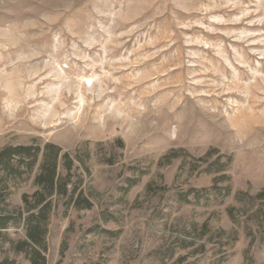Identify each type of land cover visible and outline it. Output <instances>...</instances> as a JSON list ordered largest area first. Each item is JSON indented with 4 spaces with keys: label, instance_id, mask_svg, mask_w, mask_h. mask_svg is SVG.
Wrapping results in <instances>:
<instances>
[{
    "label": "rangeland",
    "instance_id": "374dc122",
    "mask_svg": "<svg viewBox=\"0 0 264 264\" xmlns=\"http://www.w3.org/2000/svg\"><path fill=\"white\" fill-rule=\"evenodd\" d=\"M48 143L93 207L54 198L47 264H264V0H0V150Z\"/></svg>",
    "mask_w": 264,
    "mask_h": 264
},
{
    "label": "trees",
    "instance_id": "16d2710c",
    "mask_svg": "<svg viewBox=\"0 0 264 264\" xmlns=\"http://www.w3.org/2000/svg\"><path fill=\"white\" fill-rule=\"evenodd\" d=\"M60 162L66 175L59 172ZM220 163V158L217 161ZM74 167V160L68 153H63L62 149L54 144L39 145H20L7 146L0 150V238L3 231L10 227L23 225L26 230L27 239L18 243L16 249L23 252L31 264H47L45 253L47 251L46 237L48 233V223L55 207L54 198L60 197L67 199V207H74L77 210H90L93 203L79 192V187L72 184L71 173ZM224 166L212 171L209 167L207 172H221ZM35 174L34 183L38 187L33 195L23 196V208L14 212L6 210L9 191L7 184L9 180H28ZM214 188H217L216 186ZM230 187H226V195H231ZM194 194L195 199H200L201 191L191 190L182 200L189 201V195ZM245 197L248 201L264 202V191L255 196L248 193H238L236 195ZM232 217V211L230 212ZM264 217V213H262ZM262 237L259 239L264 243V223H260ZM248 236L251 242L257 238L249 230ZM0 264H11L8 260Z\"/></svg>",
    "mask_w": 264,
    "mask_h": 264
}]
</instances>
